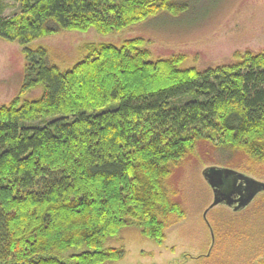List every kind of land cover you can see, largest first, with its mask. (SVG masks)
I'll return each instance as SVG.
<instances>
[{
	"label": "trees",
	"instance_id": "trees-1",
	"mask_svg": "<svg viewBox=\"0 0 264 264\" xmlns=\"http://www.w3.org/2000/svg\"><path fill=\"white\" fill-rule=\"evenodd\" d=\"M8 1L19 10L5 15ZM187 0H0V37L24 46L18 97L0 105V264H103L125 249L105 242L136 226L162 244L169 165L203 138L264 159V52L232 64L182 68L150 59L143 39L92 44L62 71L29 44L61 30L102 33L178 15ZM43 86L33 100L21 96ZM71 262L63 258L67 251Z\"/></svg>",
	"mask_w": 264,
	"mask_h": 264
},
{
	"label": "rangeland",
	"instance_id": "rangeland-1",
	"mask_svg": "<svg viewBox=\"0 0 264 264\" xmlns=\"http://www.w3.org/2000/svg\"><path fill=\"white\" fill-rule=\"evenodd\" d=\"M190 8L178 15L162 11L121 30L102 33L95 27L67 29L32 41L43 47L48 62L65 71L82 61L92 44H114L141 38L151 60L178 58L182 68L205 70L228 65L238 54L264 52V0H187ZM5 15L19 10L6 2ZM26 56L18 41L0 37V105L18 97L24 80ZM43 86L21 96L39 98ZM217 137L197 140L180 160L170 163L165 185L170 199L185 211L172 216L162 244L146 237L140 228L127 226L108 238L105 247H122L124 256L103 264H264V190L241 210L214 205L215 191L205 176L210 167L226 168L264 183V159L244 149L218 143ZM71 250L62 256L71 262Z\"/></svg>",
	"mask_w": 264,
	"mask_h": 264
},
{
	"label": "water",
	"instance_id": "water-1",
	"mask_svg": "<svg viewBox=\"0 0 264 264\" xmlns=\"http://www.w3.org/2000/svg\"><path fill=\"white\" fill-rule=\"evenodd\" d=\"M205 176L215 191L214 205L224 203L236 211L244 208L259 191L264 190V183L231 169L210 167L205 171ZM228 187L230 191L226 189Z\"/></svg>",
	"mask_w": 264,
	"mask_h": 264
},
{
	"label": "flooded vegetation",
	"instance_id": "flooded-vegetation-1",
	"mask_svg": "<svg viewBox=\"0 0 264 264\" xmlns=\"http://www.w3.org/2000/svg\"><path fill=\"white\" fill-rule=\"evenodd\" d=\"M232 188V187H231ZM227 190H229L230 191V188L228 187V188H226ZM232 190V189H231ZM228 191V192H229ZM222 192H225V190L224 189H222ZM227 192V191H226Z\"/></svg>",
	"mask_w": 264,
	"mask_h": 264
}]
</instances>
